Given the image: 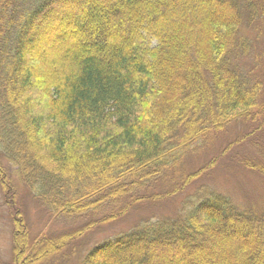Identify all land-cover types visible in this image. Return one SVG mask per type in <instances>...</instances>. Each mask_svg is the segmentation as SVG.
<instances>
[{
    "label": "trees",
    "instance_id": "1",
    "mask_svg": "<svg viewBox=\"0 0 264 264\" xmlns=\"http://www.w3.org/2000/svg\"><path fill=\"white\" fill-rule=\"evenodd\" d=\"M262 105L264 0H0L3 193L15 206L6 160L57 217L108 210L31 241L15 207L7 264H264V204L197 185L221 158L181 170ZM170 174L179 183L157 192ZM194 184L179 212L83 250L99 227Z\"/></svg>",
    "mask_w": 264,
    "mask_h": 264
},
{
    "label": "rangeland",
    "instance_id": "2",
    "mask_svg": "<svg viewBox=\"0 0 264 264\" xmlns=\"http://www.w3.org/2000/svg\"><path fill=\"white\" fill-rule=\"evenodd\" d=\"M213 158L221 159L209 175L205 178L202 177L197 185L206 183L212 189L231 196L241 209H246V205L249 207L251 204H264V178L258 176V173L254 171L246 170L243 162L249 161L264 166V105L253 110V117L247 120L246 125L235 123L228 129V133L211 137L201 149L184 160L181 170L194 171ZM2 162L8 174L11 175V183L17 193L15 195L16 205L12 206L9 203L13 201L12 198H6L0 186V262L2 263L7 264L12 260V217H14L15 207L23 212V219L27 224L31 241L73 231L89 222L91 218L100 219L102 214L108 211L101 210L90 217L83 216L82 218L76 216L57 217L56 213L52 212L46 204L43 205L36 200L34 193L20 182L16 175V169L6 160ZM178 178H180L179 175L175 177L170 174L169 178L162 182L160 180L154 189L157 192L161 191L160 193H163L164 190L169 191L170 187L179 183ZM168 181L170 182L166 183ZM197 185L194 184L185 191L179 192L172 200L169 199L170 196L166 195L161 196L158 200H147V204L137 206L123 219L99 227L90 237L82 239L84 240L83 250L115 239L140 220L179 212L182 205L195 192ZM68 250H70L69 247L65 249V252ZM83 250L80 255L85 254ZM81 258L82 256L79 257V255L73 256L68 259L66 264H79ZM41 264H45V262Z\"/></svg>",
    "mask_w": 264,
    "mask_h": 264
}]
</instances>
